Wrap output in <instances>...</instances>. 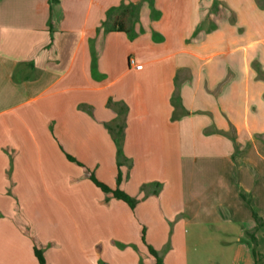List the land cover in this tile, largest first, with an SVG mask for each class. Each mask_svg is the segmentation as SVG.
<instances>
[{
    "label": "crops",
    "instance_id": "obj_1",
    "mask_svg": "<svg viewBox=\"0 0 264 264\" xmlns=\"http://www.w3.org/2000/svg\"><path fill=\"white\" fill-rule=\"evenodd\" d=\"M254 216L264 0H0V264H264Z\"/></svg>",
    "mask_w": 264,
    "mask_h": 264
},
{
    "label": "trees",
    "instance_id": "obj_2",
    "mask_svg": "<svg viewBox=\"0 0 264 264\" xmlns=\"http://www.w3.org/2000/svg\"><path fill=\"white\" fill-rule=\"evenodd\" d=\"M50 3L55 2L56 0H49ZM129 14V9L125 8L120 14H119V20L123 21L124 19L127 18ZM67 158L72 161V162H76L73 158H71L70 156H67ZM77 163V162H76ZM78 165H80L79 163H77ZM86 177L94 184V186L96 188H98L103 194L120 200L122 202H124L125 204H127L129 206L130 209H133L135 206V201L129 197V195H127L125 192L119 190L118 185L120 182V177L119 175L117 176V180H116V185L114 188H110L109 186L105 185L104 183L100 182L99 180H97L92 173L87 172L86 173ZM255 217V216H254ZM252 241H254V237L251 236L250 237ZM142 241L144 242V239L142 238ZM148 252L150 253L151 256H153L155 258V264H162V259L157 255V253L150 247L147 246ZM34 255L37 259L38 264H45L44 262V258L42 256V253L37 250L34 249Z\"/></svg>",
    "mask_w": 264,
    "mask_h": 264
},
{
    "label": "rangeland",
    "instance_id": "obj_3",
    "mask_svg": "<svg viewBox=\"0 0 264 264\" xmlns=\"http://www.w3.org/2000/svg\"><path fill=\"white\" fill-rule=\"evenodd\" d=\"M85 171L87 173L89 170L87 169ZM118 171L121 172L120 168ZM169 187L177 188L178 190H176L175 193H180L179 185L176 184V182L174 180L169 182V179L168 178L166 179L165 176H162V178L159 177L158 180H153V182L151 181L150 183H146V184H144V186L142 185V190L145 189L142 192L146 191V189H147V191L154 189L155 192H154L153 196H158L159 194H162V193H163L162 195L165 196V194L168 193V190H170V189H168ZM254 221L256 223V226L253 229V234L255 235L257 233V231H259V229H262L261 227H264V223L260 224L259 220H257L255 217H254ZM170 232H172V231L170 230L168 233L169 240H170V237L172 235V234H170ZM179 232H180V235L184 236L185 239H189V237L192 235V230L187 226H180ZM142 238L145 240L144 231L141 232V239ZM252 253L254 254V256L257 258V260L259 262L260 261V255H257L255 248L252 249Z\"/></svg>",
    "mask_w": 264,
    "mask_h": 264
},
{
    "label": "built area",
    "instance_id": "obj_4",
    "mask_svg": "<svg viewBox=\"0 0 264 264\" xmlns=\"http://www.w3.org/2000/svg\"><path fill=\"white\" fill-rule=\"evenodd\" d=\"M128 65L131 66V67H133L136 70H140L141 69V65L135 64V61H134L133 58H129L128 59Z\"/></svg>",
    "mask_w": 264,
    "mask_h": 264
}]
</instances>
